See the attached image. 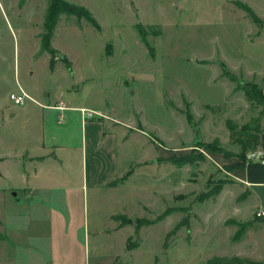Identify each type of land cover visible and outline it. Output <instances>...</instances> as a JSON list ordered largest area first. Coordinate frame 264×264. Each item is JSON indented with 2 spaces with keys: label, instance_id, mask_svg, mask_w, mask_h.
I'll list each match as a JSON object with an SVG mask.
<instances>
[{
  "label": "rangeland",
  "instance_id": "obj_1",
  "mask_svg": "<svg viewBox=\"0 0 264 264\" xmlns=\"http://www.w3.org/2000/svg\"><path fill=\"white\" fill-rule=\"evenodd\" d=\"M65 1L100 26L61 16L52 47L71 69L59 59L52 69L42 50L48 0H0V151L11 160L13 136L20 148L40 136L42 110L11 99L22 91L85 106L84 122L118 134L124 175L114 185L125 186L97 196L96 211L91 198L77 201L91 235L70 243L75 262L96 246L88 264H253L242 240L260 226L250 210L259 203L233 175L264 125V103L245 87H264V0ZM186 157L196 161L182 164ZM67 171L81 177L76 166ZM112 214L125 230H113Z\"/></svg>",
  "mask_w": 264,
  "mask_h": 264
},
{
  "label": "crops",
  "instance_id": "obj_2",
  "mask_svg": "<svg viewBox=\"0 0 264 264\" xmlns=\"http://www.w3.org/2000/svg\"><path fill=\"white\" fill-rule=\"evenodd\" d=\"M61 97L47 102L30 97L28 100L42 110L39 138L35 144L28 142L29 146L20 148L19 136H13L11 160L0 151V264H77L70 243L82 230L89 241L91 235L89 220L78 217L77 201L89 206L91 198L94 210L97 196L125 186L113 185L124 175L119 166L118 134L107 131L99 120L84 122L80 109L88 108ZM62 103L68 108L64 112L55 108ZM61 115L63 122L59 121ZM257 151L264 159V125ZM22 163L28 167L22 168ZM74 166L80 178L67 171ZM233 176L238 190L248 194V202L259 203L250 210L264 211V164L249 161ZM119 215H111L115 232L125 230L118 227ZM258 218L260 226L248 231L242 240L248 252L243 256L264 264V217ZM91 226L96 241V215ZM82 255L80 264H88L91 256L96 259V246L92 253L90 246L83 249Z\"/></svg>",
  "mask_w": 264,
  "mask_h": 264
},
{
  "label": "trees",
  "instance_id": "obj_3",
  "mask_svg": "<svg viewBox=\"0 0 264 264\" xmlns=\"http://www.w3.org/2000/svg\"><path fill=\"white\" fill-rule=\"evenodd\" d=\"M26 3V0H21V6H23ZM241 8L245 7V11L248 13V15L253 19L254 22L258 23V17L257 15L252 11V9L246 5L240 6ZM62 15H67L69 17L74 16L78 19V21H81L82 19H87L94 28L100 29V26L98 22L94 19V17L91 15L89 11H87L85 8L71 4L65 0H48V11L46 20L43 24V33L41 35L42 37V50L45 53L50 54V66L52 69L55 68L56 59H59L62 61L68 69H71V62L67 59V57L62 56L57 50H55L52 47V41L55 36V30L59 23V20ZM246 87V94L248 97V100L252 102L257 103H264V90H262L259 86L252 84V87L249 86ZM260 133L261 131L253 137L256 149L258 148L260 144ZM196 161L195 158L192 157H186L182 161H180L182 164H191ZM249 160H247L240 169L244 168ZM114 185V183H113ZM239 238V237H238ZM232 263H240V261L236 258H219L214 261H210L209 264H232ZM242 264V263H241ZM253 264H258L253 262Z\"/></svg>",
  "mask_w": 264,
  "mask_h": 264
},
{
  "label": "built area",
  "instance_id": "obj_4",
  "mask_svg": "<svg viewBox=\"0 0 264 264\" xmlns=\"http://www.w3.org/2000/svg\"><path fill=\"white\" fill-rule=\"evenodd\" d=\"M11 99L14 100L16 105H22L25 102V100L30 99V97L25 92L22 91L20 95H14V94L11 95ZM55 108L58 111H60V112H64L65 110L68 109L67 106L65 104H63V103L60 106L55 107ZM80 111H81L82 115H84V117H85L86 114H88V113H85L86 112L85 109H81ZM87 116L91 117L92 114L91 115L88 114ZM59 121H61V122L64 121V116L63 115H61L59 117ZM248 160L249 161L258 160V161H261L264 164L263 155H262V153L260 151H255L254 153H251L248 156ZM258 216L259 217H264V211L259 212Z\"/></svg>",
  "mask_w": 264,
  "mask_h": 264
}]
</instances>
